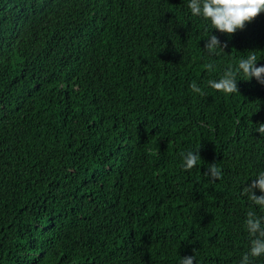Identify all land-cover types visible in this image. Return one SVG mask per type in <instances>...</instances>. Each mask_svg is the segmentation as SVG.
I'll return each mask as SVG.
<instances>
[{"label": "trees", "instance_id": "trees-1", "mask_svg": "<svg viewBox=\"0 0 264 264\" xmlns=\"http://www.w3.org/2000/svg\"><path fill=\"white\" fill-rule=\"evenodd\" d=\"M215 34L228 47L211 57L187 0H0V264H239L264 84L239 74V93L218 91L236 124L218 152L199 126L217 106L187 116L164 91L250 51L264 65V13Z\"/></svg>", "mask_w": 264, "mask_h": 264}, {"label": "clouds", "instance_id": "clouds-1", "mask_svg": "<svg viewBox=\"0 0 264 264\" xmlns=\"http://www.w3.org/2000/svg\"><path fill=\"white\" fill-rule=\"evenodd\" d=\"M190 15L201 19L205 24L206 38L204 50L211 57H217L225 52L228 47L227 41H222L215 33L227 34L229 37L238 30H243L246 24L252 22L261 13H264V0H187ZM258 57L255 52L239 59L236 70L228 69L220 79H211L208 84L211 88L226 94L239 93V74L245 79L255 78L264 84V65L258 66ZM209 69L213 64H208ZM193 91L200 93L202 90L192 83ZM264 133V125L257 129ZM182 155V168L191 170L196 168L200 160L199 151H186ZM207 176L218 179L220 169L215 164H210L205 172ZM248 181H251L249 184ZM242 189V195L247 199L249 209L245 213L244 225L248 240V249L240 259L239 264H255L256 260L264 257V170L256 171ZM259 191L261 194L257 195ZM180 264H196L194 256L181 257Z\"/></svg>", "mask_w": 264, "mask_h": 264}, {"label": "rangeland", "instance_id": "rangeland-1", "mask_svg": "<svg viewBox=\"0 0 264 264\" xmlns=\"http://www.w3.org/2000/svg\"><path fill=\"white\" fill-rule=\"evenodd\" d=\"M199 74L190 73L183 79L173 80L165 83V99L177 111L187 116L198 117L196 107L200 103H214L219 110L218 119L212 124L200 122L199 126L204 131L216 152L226 144L236 131L235 116L230 104L222 100L219 92L211 88L208 81ZM196 83L201 92L197 93L191 88V84ZM166 89L169 92H166Z\"/></svg>", "mask_w": 264, "mask_h": 264}]
</instances>
